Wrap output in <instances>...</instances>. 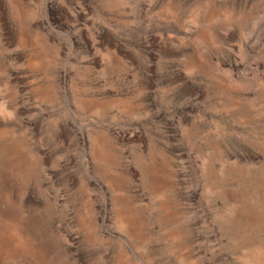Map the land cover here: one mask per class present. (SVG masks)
I'll return each mask as SVG.
<instances>
[{
  "label": "rangeland",
  "instance_id": "rangeland-1",
  "mask_svg": "<svg viewBox=\"0 0 264 264\" xmlns=\"http://www.w3.org/2000/svg\"><path fill=\"white\" fill-rule=\"evenodd\" d=\"M0 264H264V0H0Z\"/></svg>",
  "mask_w": 264,
  "mask_h": 264
}]
</instances>
